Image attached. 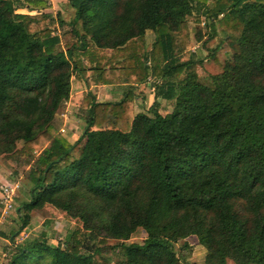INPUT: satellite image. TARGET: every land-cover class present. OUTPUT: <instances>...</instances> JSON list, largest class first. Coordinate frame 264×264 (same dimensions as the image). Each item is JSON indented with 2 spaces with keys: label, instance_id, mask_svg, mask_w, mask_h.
<instances>
[{
  "label": "trees",
  "instance_id": "trees-1",
  "mask_svg": "<svg viewBox=\"0 0 264 264\" xmlns=\"http://www.w3.org/2000/svg\"><path fill=\"white\" fill-rule=\"evenodd\" d=\"M67 3L59 35L47 1L0 0V158L30 166L21 230L33 212L79 226L68 243L25 240L7 264H112L95 245L109 240L116 264H182L176 245L191 237L201 264H264V0L209 5L210 38L219 24L232 49L209 84L188 52L193 0ZM149 79L154 102L137 108ZM73 80L125 86L116 102L84 92L75 142L55 125ZM139 230L146 239L129 244Z\"/></svg>",
  "mask_w": 264,
  "mask_h": 264
},
{
  "label": "rangeland",
  "instance_id": "rangeland-1",
  "mask_svg": "<svg viewBox=\"0 0 264 264\" xmlns=\"http://www.w3.org/2000/svg\"><path fill=\"white\" fill-rule=\"evenodd\" d=\"M193 2L194 15L189 20L190 42L188 52L193 54L196 60L203 61V64L197 68L198 74L202 82L209 84L212 76L222 72L225 62L232 55V49L228 43L224 42L225 33L219 24L216 25L217 35L210 38L212 30L210 24L211 22L213 23V20L209 22L206 18V14L209 5L213 3L214 0H208L206 2L208 4H203L201 0H193ZM69 7H66L62 14V19L65 21L66 25L63 27L56 26L55 28V33L57 34H59L60 30L61 33L59 35L68 33L71 29L70 24L74 19V11ZM147 34V49L150 51L155 41V35L152 32H148ZM199 34L201 35V38L198 37ZM214 51L216 53L213 58L211 55ZM140 87L137 88V96H146L153 93L152 86H149V82L144 83ZM67 103H65L62 110L57 115L55 125L59 134L64 135L66 138L75 142L82 136L87 114L84 110L80 109L79 103L76 102L75 98L73 99L74 104ZM164 111H171L169 105L164 108ZM62 130L65 132L63 133ZM35 154L38 155V153ZM29 170L30 166L24 163V161L10 162L8 158H0V214L2 216L0 217V236L3 235L6 239V241L0 239V264L8 263L7 260H3L2 254H8L11 252L9 246L10 238L16 233L21 237H27L25 238L26 240L39 239L45 235L50 244L58 245L70 242L71 236L79 228L75 221L65 218L61 213L52 216H45L42 213L33 212L31 214L29 227L25 230H21L22 221L18 214V209L30 198ZM15 185L18 187L16 194L11 206L6 209L1 204L4 189H7V191L11 190L10 187ZM145 239V232L139 230L130 241H128V243L142 244ZM185 244H187L188 248H185ZM95 245L101 248V256L109 260L112 264H116L120 259L116 249L118 245L116 241L109 240L106 241L105 244L97 242ZM176 249L181 258L182 264H201L206 256L205 248L198 244L195 237H191L186 241H180L176 245ZM83 251L85 252L88 250L85 247ZM227 264L234 263L228 261Z\"/></svg>",
  "mask_w": 264,
  "mask_h": 264
},
{
  "label": "crops",
  "instance_id": "crops-1",
  "mask_svg": "<svg viewBox=\"0 0 264 264\" xmlns=\"http://www.w3.org/2000/svg\"><path fill=\"white\" fill-rule=\"evenodd\" d=\"M45 1H47L49 6H50V8L47 9V12L52 13L54 16L58 12H61V14H63L66 7H69L67 0H45ZM21 12H23V11H21ZM60 33L61 32L59 30V34ZM147 37H148V34L146 35V39H147ZM140 86H142V85H140ZM140 86H137V88ZM124 88H125L124 85H122V86H119V85L118 86H97L96 85V86H91L89 89H86V87H84V84H82L79 81L73 80L72 92H71V96H70V99H69L67 104H70V103L74 104L73 103L74 98H75L76 102L79 103L80 100L82 99L85 91H91L96 96L98 102H103V103L116 102V101L120 100V98L122 97ZM137 98L139 100L137 103V108H138V106L140 107L139 104H141V103H143L147 108H149L154 102V95L153 94H149L146 96L145 95H142V96L138 95ZM1 236H0V239L2 241H6V239L3 237V235H1Z\"/></svg>",
  "mask_w": 264,
  "mask_h": 264
},
{
  "label": "built area",
  "instance_id": "built-area-1",
  "mask_svg": "<svg viewBox=\"0 0 264 264\" xmlns=\"http://www.w3.org/2000/svg\"><path fill=\"white\" fill-rule=\"evenodd\" d=\"M148 82H149V86L155 85V82L152 79H149ZM62 132L64 133L65 131L62 130ZM17 188H18L17 185H15V186L10 187L11 190L7 191V189H4V195L1 199L2 200L1 204L3 205L4 208L8 209V207L11 206L13 199H14V196L16 194ZM25 238H27V237L17 236L14 239V241H10V243H9L10 248L15 249L18 245L22 244L26 240ZM8 257H9V255L7 253L2 254L3 260L8 261Z\"/></svg>",
  "mask_w": 264,
  "mask_h": 264
}]
</instances>
